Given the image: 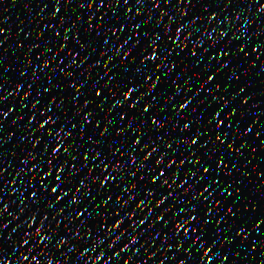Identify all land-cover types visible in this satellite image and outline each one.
<instances>
[{
  "label": "snow or ice",
  "instance_id": "snow-or-ice-1",
  "mask_svg": "<svg viewBox=\"0 0 264 264\" xmlns=\"http://www.w3.org/2000/svg\"><path fill=\"white\" fill-rule=\"evenodd\" d=\"M0 264H264V0H0Z\"/></svg>",
  "mask_w": 264,
  "mask_h": 264
},
{
  "label": "water",
  "instance_id": "water-1",
  "mask_svg": "<svg viewBox=\"0 0 264 264\" xmlns=\"http://www.w3.org/2000/svg\"><path fill=\"white\" fill-rule=\"evenodd\" d=\"M17 13H19V9L17 8L16 10H15ZM9 15H11V13H9ZM5 88H7V85H5Z\"/></svg>",
  "mask_w": 264,
  "mask_h": 264
}]
</instances>
